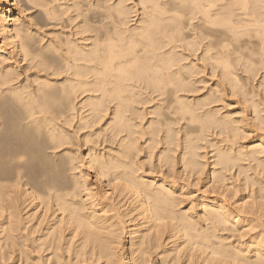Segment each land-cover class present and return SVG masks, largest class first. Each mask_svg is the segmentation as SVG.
<instances>
[{"label":"bare ground","instance_id":"1","mask_svg":"<svg viewBox=\"0 0 264 264\" xmlns=\"http://www.w3.org/2000/svg\"><path fill=\"white\" fill-rule=\"evenodd\" d=\"M63 1L0 0V264H264V0Z\"/></svg>","mask_w":264,"mask_h":264},{"label":"rangeland","instance_id":"2","mask_svg":"<svg viewBox=\"0 0 264 264\" xmlns=\"http://www.w3.org/2000/svg\"><path fill=\"white\" fill-rule=\"evenodd\" d=\"M137 0H125V4L131 6L132 2H136ZM64 3L63 0H60L59 3ZM31 4H28V10H26L27 14H31L34 18V22L37 23L36 26H32L39 28L40 35L42 37V43H47L50 39H57L55 36L59 35L61 37H65L66 34L72 33L75 30V26L78 27L80 18H76L71 21L67 14L59 13L57 18L49 19L44 17L43 8L41 6L31 7ZM71 15H74L71 12ZM133 16L129 19L131 20ZM79 23V24H78ZM132 22H129V24ZM128 24V25H129ZM260 78L259 74L257 75L258 80Z\"/></svg>","mask_w":264,"mask_h":264}]
</instances>
